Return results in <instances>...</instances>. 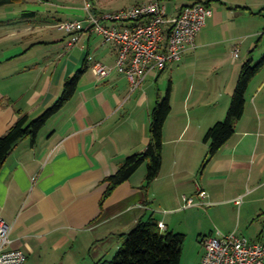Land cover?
I'll list each match as a JSON object with an SVG mask.
<instances>
[{
  "label": "crops",
  "instance_id": "1",
  "mask_svg": "<svg viewBox=\"0 0 264 264\" xmlns=\"http://www.w3.org/2000/svg\"><path fill=\"white\" fill-rule=\"evenodd\" d=\"M80 1L18 0L15 4L25 5L19 11L23 19L45 16L48 5L61 12H55V21L7 28L1 37L10 40L0 41V138L21 117L35 120L53 107L66 83L83 70L73 99L35 142L22 141L0 171V219L11 227L9 249L22 251L26 264H102L115 257L140 221L151 218L165 225L162 233L185 237L178 228L195 223L198 244L187 264L201 263L203 240L218 232L263 242L264 63L259 64L264 50L257 59L254 53L264 39V21L248 29L244 18L254 12L244 2L183 0L170 18L197 2L214 8L197 36L196 49L132 91L129 79L116 71L104 79L95 75L94 62L114 69L118 47L105 43L95 29H86V8L101 15V4ZM2 9L8 11L11 5ZM73 14L85 18L72 20ZM256 14L264 19V1ZM70 21L84 22L73 45L72 36L55 32ZM68 37L66 45L58 44ZM247 64L259 69L246 92L244 115L236 121L233 137L206 162V134L227 119ZM165 73L169 83L160 89ZM167 96L172 111L163 131L158 178L146 189L144 164L102 205L105 179L127 158L146 151L152 112ZM199 187L207 193L203 204ZM185 199L198 204L186 208ZM239 199L241 204H236Z\"/></svg>",
  "mask_w": 264,
  "mask_h": 264
},
{
  "label": "built area",
  "instance_id": "2",
  "mask_svg": "<svg viewBox=\"0 0 264 264\" xmlns=\"http://www.w3.org/2000/svg\"><path fill=\"white\" fill-rule=\"evenodd\" d=\"M86 29H95L105 43L118 47L114 69L94 62L93 71L100 78H108L113 71L125 75L132 91L137 90L150 75L164 71L169 64L179 62L183 55L196 49L197 36L214 14V8L202 4L190 5L180 10L176 18L168 16L161 0H153L123 8L112 13L96 15L86 8ZM58 29L72 36L70 45L80 39L83 21L63 22ZM239 58L235 50L234 59ZM90 61H94L90 57ZM199 204L207 193L198 188ZM186 208L198 204L195 199H185ZM242 200L236 201L241 204ZM161 230L165 225L159 224ZM11 227L0 219V264H26L27 257L20 250H10ZM205 256L200 264H264V240L252 242L235 233L218 232L203 240Z\"/></svg>",
  "mask_w": 264,
  "mask_h": 264
},
{
  "label": "trees",
  "instance_id": "3",
  "mask_svg": "<svg viewBox=\"0 0 264 264\" xmlns=\"http://www.w3.org/2000/svg\"><path fill=\"white\" fill-rule=\"evenodd\" d=\"M17 1L0 0V8L15 4ZM197 4L210 7L208 2H197L194 5ZM263 63L264 60L259 65L261 66ZM258 69L259 67L251 68L248 64L244 67L227 119L217 123L207 132L205 141L210 144V152L206 162L214 157L233 137L235 123L244 115L245 96L249 83ZM82 72L83 70L66 83L62 97L53 107L35 120L30 121L26 116L21 117L0 138V171L8 157L22 141L31 139L32 142H35L48 121L73 99ZM171 111L172 105L169 96L157 102L152 112L150 143L146 151L127 158L114 175L105 179L108 189L103 196L102 205L116 188L129 181L144 164L147 165L145 188L148 189L158 178L163 162V131ZM185 241L186 237L183 234L162 233L159 223L154 218L140 221L127 236L115 257L111 261L102 262V264H181Z\"/></svg>",
  "mask_w": 264,
  "mask_h": 264
},
{
  "label": "rangeland",
  "instance_id": "4",
  "mask_svg": "<svg viewBox=\"0 0 264 264\" xmlns=\"http://www.w3.org/2000/svg\"><path fill=\"white\" fill-rule=\"evenodd\" d=\"M149 2L147 0H96L95 2H93V5H100V7L103 10V14H108V13H112L114 11L120 10L122 8L125 7H131V6H135L137 4H142ZM183 0H161V3L163 5H165L167 7L168 10V14H173L174 12V7L175 5L179 4L180 2H182ZM233 2L237 3L238 1L240 2H244L245 4L248 5V7H250L253 12L254 15H252L251 13H247V15L245 16L244 20L249 23V25L247 26L248 29H254V28H258L261 25V22L264 21L263 18H260V16H258L256 13L259 10V7H261V4L263 3L264 0H232ZM54 5H56V2H52ZM80 5H84L83 0H81ZM25 8L24 4H13L11 5V9H8V11H5L4 9H0V41L1 43H6L8 42L10 39L5 38L4 40L1 38L3 35V31L6 30L7 28H12V29H22L27 25H31V24H35L37 21L40 22H48V21H55L53 18L56 16L55 12H61L60 10H58L56 7L53 8L52 5H48L47 10L49 11L48 13L45 14V16H41V18L39 17L34 18V19H23L22 17L19 16V11H23ZM9 10H11V12H9ZM15 11L17 12L15 14ZM55 15V16H54ZM69 15V14H68ZM74 16L71 18L72 20H76L78 18L84 17H77V15L73 14ZM42 17L44 19H42ZM85 18V17H84ZM53 24H50V26ZM87 25V23H86ZM88 26V25H87ZM58 37L63 36L64 34H66L63 31H60L59 29H55ZM69 41V37L68 40H66L63 43H58L59 45H66L67 42ZM0 43V44H1ZM9 45H13V42L11 43H7ZM53 44H51L50 46H52ZM3 48V47H1ZM0 48V49H1ZM44 46L42 47V50L44 51ZM46 49V48H45ZM264 50V39L260 44L259 49L254 53V57L255 59L259 58L262 54V51ZM169 74L165 73L163 78L160 80L158 87L160 89L166 88L168 83H169ZM155 89L157 90V86H155ZM48 131V128H46L43 132ZM177 231H183L184 234L187 235L186 237V241H185V245H184V256H183V261L184 264H187V262L191 261V255L194 253V247L198 244L197 238L195 236V232H196V225L194 222H184L182 224V226L180 228H178ZM114 257L109 258V260L111 261ZM182 261V263H183Z\"/></svg>",
  "mask_w": 264,
  "mask_h": 264
}]
</instances>
